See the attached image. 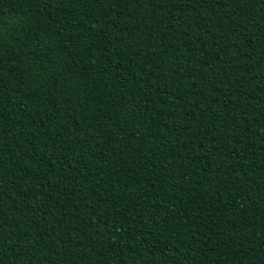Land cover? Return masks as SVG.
<instances>
[{
    "label": "trees",
    "instance_id": "obj_1",
    "mask_svg": "<svg viewBox=\"0 0 264 264\" xmlns=\"http://www.w3.org/2000/svg\"><path fill=\"white\" fill-rule=\"evenodd\" d=\"M0 264H264V0H0Z\"/></svg>",
    "mask_w": 264,
    "mask_h": 264
}]
</instances>
